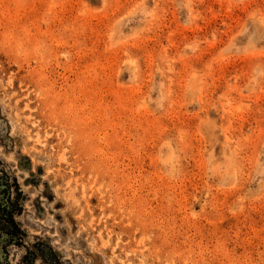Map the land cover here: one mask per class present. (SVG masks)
I'll return each mask as SVG.
<instances>
[{
  "label": "rangeland",
  "instance_id": "rangeland-1",
  "mask_svg": "<svg viewBox=\"0 0 264 264\" xmlns=\"http://www.w3.org/2000/svg\"><path fill=\"white\" fill-rule=\"evenodd\" d=\"M0 264H264V0H0Z\"/></svg>",
  "mask_w": 264,
  "mask_h": 264
},
{
  "label": "bare ground",
  "instance_id": "bare-ground-1",
  "mask_svg": "<svg viewBox=\"0 0 264 264\" xmlns=\"http://www.w3.org/2000/svg\"><path fill=\"white\" fill-rule=\"evenodd\" d=\"M65 159V158H64ZM50 160V159H49ZM37 162V161H36ZM55 168V167H54ZM59 169V168H58ZM83 187V186H82ZM74 206V205H73ZM79 216V215H78Z\"/></svg>",
  "mask_w": 264,
  "mask_h": 264
}]
</instances>
